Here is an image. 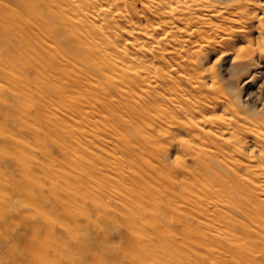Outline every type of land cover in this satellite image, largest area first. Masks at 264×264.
Instances as JSON below:
<instances>
[{"label": "bare ground", "instance_id": "obj_1", "mask_svg": "<svg viewBox=\"0 0 264 264\" xmlns=\"http://www.w3.org/2000/svg\"><path fill=\"white\" fill-rule=\"evenodd\" d=\"M163 1L149 9L167 18L163 23L169 25L171 47H189L177 57V73L160 64L159 52L152 67L129 56L114 35L117 26L108 16H137L132 0H0V188L22 200L32 193L40 200L42 180L54 181L57 196L49 199L59 207H75L82 200L66 195L64 187L104 198L107 191H95L88 182L102 176L106 160L79 149L81 135L89 146L107 131L117 133L119 153L134 163L128 175L119 176L125 256L91 231L95 219L84 217L85 223L77 224L71 217L73 228L63 233L69 239L65 246L42 245L71 256L63 263L60 258L40 261V217L20 210L19 224L2 231L16 247H0V264H88L89 259V264H143L153 256L161 264H264V116L237 112L228 122L207 117V109L223 102L200 93L198 71L201 49L212 41L201 24L223 12L235 16L236 23L244 16V3L236 0L210 12L205 10L208 0H187L184 7ZM180 33L188 37L180 40ZM241 50L235 59L250 56ZM58 114L69 116L71 125ZM237 134L252 136L258 159H248L237 144L240 138L232 143L229 138ZM40 140L46 144V165L33 158L30 148L35 144L40 156ZM173 144L194 160V167L174 154L170 160ZM59 156L68 163L67 172L53 167L61 166ZM86 164L101 167L90 170ZM7 221L0 215V222Z\"/></svg>", "mask_w": 264, "mask_h": 264}, {"label": "rangeland", "instance_id": "obj_2", "mask_svg": "<svg viewBox=\"0 0 264 264\" xmlns=\"http://www.w3.org/2000/svg\"><path fill=\"white\" fill-rule=\"evenodd\" d=\"M171 1L178 2L179 6L184 7L187 0ZM235 1L236 0H208L206 5L209 7L205 10L215 12L222 6L234 3ZM240 1L244 3V8L242 9L244 16L241 19H237L236 23L234 20V18H236L235 16H232L228 12H223L217 15L212 14L213 16L210 17V20L208 18L207 22L201 24V27H204L203 29H205L203 31H205L208 36H211L212 41L202 47L201 55H199L201 57L199 58L197 56L199 58L198 71L200 70L202 76L201 81H203L201 84L202 87H200V93L208 96L211 95L212 97H218L221 102L225 103L224 105L221 103V105L216 106L213 110L207 109V111H209L207 112V114H209L207 117H214V115H217L216 117H225L224 119H227V122L234 121V116L237 112L241 116H247V114L248 116H253L254 114H257V117H259L260 114L261 116H264V0ZM132 2L134 3L132 5H134L137 10V16L134 18L132 17L129 20L127 17H115L113 15L108 16L107 19L115 22L117 26L115 30L113 29L114 35L122 43V46H125L123 48L127 50L129 56L134 55L142 60H147L148 64L151 66V61H155L156 59L154 54L159 52V57L163 58L161 59L160 64H164L168 70H172L173 73H177V68L174 64L176 60H178L181 53L183 55V50L185 51L189 47H177V50L176 47H171L172 44L168 41L169 38L171 40V37L167 33V30L169 31V25L163 23V21H166L167 18L161 19L158 15H156V13H154V11L149 9H153L152 7L157 0H132ZM147 2L151 4L149 5ZM163 2L168 4L169 1L165 0ZM142 9H148V13H146V10L144 11ZM203 14H205V12ZM134 19L138 23L135 22ZM232 20H234V22H232ZM97 21L98 20H96V23ZM128 21H131V24L135 23V26L131 25ZM130 25L136 28L133 29L134 33L132 32V27ZM217 27H219L220 30L224 28L225 32L219 31V28ZM139 30L142 31L140 32ZM157 36L161 38H158ZM186 36L187 33H180V37L182 38L179 37L178 39L183 40ZM133 38H136L137 40L135 39V41H133ZM129 40L131 42H129ZM240 49H242V53L251 52L250 56L242 60L235 59V56ZM174 51H177L178 53ZM175 68L176 70L173 71ZM167 74L168 76H174V74L170 72ZM0 84H2L1 81ZM56 116L60 119V121H64L66 124L71 125L68 121V118H70L69 116L65 117L61 114ZM90 133L91 132H89V134ZM174 134H176L179 138H183V135L178 130H174ZM237 135H235V139L234 136L229 138L230 140L233 139L232 143L240 138L241 140H239V143L237 141V144L242 147L240 149L247 153L245 154L248 159L251 156H255L254 158L258 159L260 157L259 147L255 144L253 145L254 142L252 140V136L247 134L245 138V136L242 137L239 134ZM226 136L227 134L224 137L228 138V136ZM79 139L80 141L76 140V142L81 145L77 146L79 149L87 150L88 152H92V154L95 153L99 157L106 160V171H100L102 176L98 175L95 178H90L88 184L95 191H100L102 189L103 191H107L109 194L105 192L104 198H95V200L93 198L91 199V195L86 196L81 194V192L78 193L79 191L74 189V187H64V193L66 195L71 198H74L75 196H82V200L81 202H78L75 207L74 205H64V207H59L49 199V197L57 196L56 194H53L54 181L44 182L42 180L41 186L44 184V187L40 188V200L34 198L33 193L30 194L27 199L24 198V200H22V198L12 195L0 188V215H4L5 219L8 220L6 223L0 222V243L2 242L0 247L2 250L16 247L11 240L7 239L3 235L2 231L9 225L17 226L19 221L15 218L16 214L21 213V211H26L27 213H32L33 215L40 217V233L37 241L38 243L40 242V261H50L60 258L61 263H63V260H67V257L71 256L68 253H66V255H60L59 251L53 246L49 245L47 249H44L42 245L53 244L56 247H59L60 245L65 246L69 239L67 236H64L63 233L64 231H69L73 228L74 222L71 221V219L74 218L77 224H81L84 222V217L86 219H95L94 223L91 225V231L99 233L101 239L106 238L104 239L106 241V245L111 250L115 251L122 257L125 256L126 244L122 242L120 233L123 230L122 221L126 210L124 209V203L119 201V198L124 196L123 193L120 192V188L123 183L119 176L121 173L128 175L126 171L134 164L133 159H124L119 153L121 139L117 133L112 134L110 131H107L105 136L99 140H95L94 142L92 141L89 146L84 145L86 139L85 135H81ZM240 141L243 144L240 143ZM41 142L40 156L37 153L38 148L35 144L30 146L33 152L31 153L34 155V159H38L40 160V163L46 165L47 161L45 160L48 159L43 152L46 144L40 140V143ZM178 147V144L170 146V149H172L170 160L174 158L172 157L174 154L178 158L177 161L183 158L189 167H194V160L190 157L184 156L179 149V152H177ZM50 150L53 151L54 149ZM64 150L70 153L71 147L64 148ZM249 153L252 155H249ZM57 160L62 161L59 162L61 166L54 165L53 167L60 172H67L68 163L63 162L64 160L60 156ZM86 165L90 170L97 171H99L98 168L101 167L100 164H97L95 167H90L88 164ZM107 187H109L110 190L106 189ZM260 197L264 198V195ZM117 203L119 205H117ZM97 204L101 205V209L97 208ZM76 208H78L80 213L77 214ZM51 227L56 228L52 230ZM29 237H31V235H29ZM97 254L99 255V253ZM101 255L102 253L99 256ZM43 257H46V259H42ZM125 259L128 261L127 258ZM6 261H8V259H6ZM85 262L89 264L90 259ZM142 263L161 264L162 261L153 256L150 259L144 260ZM41 264L43 263L41 262ZM104 264L124 263L116 261L106 262Z\"/></svg>", "mask_w": 264, "mask_h": 264}]
</instances>
